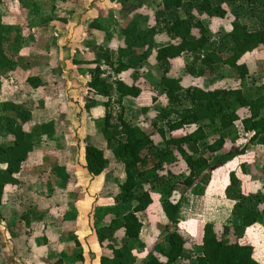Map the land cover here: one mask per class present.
<instances>
[{
    "label": "trees",
    "instance_id": "1",
    "mask_svg": "<svg viewBox=\"0 0 264 264\" xmlns=\"http://www.w3.org/2000/svg\"><path fill=\"white\" fill-rule=\"evenodd\" d=\"M125 1L129 3L125 11L130 19L121 29L115 52L102 54L120 77L114 83L102 77L98 57L72 60L73 65L92 66L84 71L88 78V103L84 106L88 116L99 103L96 98L102 100L100 123L106 149L86 145L84 168L97 177L115 160L124 174L121 182L115 181L109 203L92 216L97 243L106 252L99 264H137L130 247L142 228L137 214L146 212L156 200L163 231L159 239L147 242V254L141 264H178L179 260H194V264H264V260L253 258L251 245L241 242L247 228L264 225V194L245 191L235 171L228 173L224 195L232 203L230 215L238 217L240 223H205L198 255L197 248L178 230L181 204L188 194L202 196L213 171L238 158L239 171L247 175V149L264 148V73L260 85L245 91L248 61L264 45V0H158V8L147 18L139 11L143 9L142 0ZM235 4L250 13L255 28L249 29L235 19L231 30L214 42L213 37ZM204 21H214L219 26L208 27ZM90 27L102 30L98 24ZM10 32L11 28L0 23V88L2 71L15 66L3 50ZM159 35L168 41L156 47ZM183 55L191 59L180 64ZM145 63L154 64L160 71L159 96L155 87L142 79L140 70ZM223 68L234 71L239 82L229 87L205 88L204 80L214 78ZM40 88L38 77H28L18 90L31 94ZM112 96H116L119 105L124 98L136 100L141 106L136 122L123 115L113 120L109 111ZM152 104L158 105L155 110ZM0 111L13 114L0 116V128L12 138L10 145H0L1 208L6 187L18 184L15 175L28 157L22 126L30 116L11 103L0 104ZM146 114L153 115L152 131L144 126ZM227 141L231 146L222 152ZM219 152L222 154L215 158ZM261 173L264 176V165ZM70 183H75V179L68 171L65 187L73 193ZM121 206L130 209L122 212ZM45 234L32 231L31 235ZM54 264L62 263L58 260Z\"/></svg>",
    "mask_w": 264,
    "mask_h": 264
},
{
    "label": "crops",
    "instance_id": "2",
    "mask_svg": "<svg viewBox=\"0 0 264 264\" xmlns=\"http://www.w3.org/2000/svg\"><path fill=\"white\" fill-rule=\"evenodd\" d=\"M29 4L35 9L42 5L23 3L25 6ZM13 8L2 15V21L0 18L2 25L16 33L19 31L14 39L7 36L3 46L15 66L1 73L0 104L11 103L29 113V120L23 125L29 153L20 172L15 175L18 184L6 187L0 208V264H54L58 260L62 264H99L100 257L106 252L99 247L93 228L94 202L96 197L109 198L113 190L109 179L115 175L110 171L92 177L85 170L84 146L90 144L104 150L105 141L94 132L91 122L85 121L80 109L73 114L72 104L79 101L76 99L78 92L67 89V82L61 87L53 80L52 73L53 64L57 63L54 68L63 71L59 62L65 59L66 53L61 36L73 35L74 31L59 27L51 31L47 24H41L40 14L29 20L20 16L24 7L17 5L16 9ZM9 14L17 15L20 21L13 23ZM28 77H38L41 88L31 94L20 93L18 89ZM126 99L131 98L123 101ZM11 115L0 111V116ZM9 138L10 135L0 128V145L8 146ZM68 171L75 179L76 196L64 186ZM189 202L187 199V204ZM125 207L121 206V210ZM144 214L147 211L137 214L142 228L138 239L130 242V247L150 238L151 231L145 230L144 220L147 218ZM239 223L238 217L231 216L226 224ZM32 231H45L46 234L33 237ZM184 262L194 264V260Z\"/></svg>",
    "mask_w": 264,
    "mask_h": 264
},
{
    "label": "rangeland",
    "instance_id": "3",
    "mask_svg": "<svg viewBox=\"0 0 264 264\" xmlns=\"http://www.w3.org/2000/svg\"><path fill=\"white\" fill-rule=\"evenodd\" d=\"M142 2L143 9L139 11L143 13L145 18L150 17L149 15H152L150 13H154V11L158 8V0H142ZM0 3L1 21L2 15L7 13L11 7H15L13 9H16V6L19 5L21 8H25L24 12L21 10L22 12L20 14V16L23 18L27 17L29 20H33L32 17H36L40 14L39 16L43 21L41 24H47V27L51 28V31L58 29V27L60 29L69 28L70 30L74 31L73 35L67 32L68 34H65V36H61L66 57L62 62H59V64L61 63L63 65L62 72H58V70L54 68L58 63L53 64V80L59 83L61 87H63V85L66 86L67 82V89H74L78 92V98L76 99H79V101L77 100L75 104H72L74 105L73 114H77L78 109H80L81 113H83V117H85V121L91 122V127L95 130L94 132L98 135V137H102L100 119L103 109L99 105L102 103L101 98H96V101L99 103L93 110V114L91 116H88V113L84 107L85 104L88 103V97L86 93V82L88 78L84 71L92 66L73 65L72 60H85L89 57H98L99 64L101 66L100 68L103 73L102 77L108 79V81L111 83H114V81L120 76L113 72L112 66H109L105 62V59H102V54L104 51L112 54L115 52L120 41L121 29L130 19V15H127L125 11V8L129 3L125 0H0ZM23 3H42V5H40L38 9H35L32 8L31 4L25 6ZM9 16L12 18L11 21H13V23L20 21L17 18V15L14 16L9 14ZM235 19L239 20L249 29L255 28V22L250 13L245 8L235 4L232 6L228 17L225 19L222 25H220L219 33L213 37L214 42H218V40L223 35L231 30V23ZM204 22L208 27H213V25H216L217 27L219 26L214 21L211 23L209 21ZM92 23L96 25L98 24L102 30L91 28L90 25ZM18 33L19 31L16 33V31L11 29V32L7 36H11L14 39L15 35L17 36ZM26 33L28 34L29 32ZM77 33L79 34L76 35ZM73 39H75V42H73ZM167 41L168 40L164 35L157 36L156 47L167 44ZM190 59L191 57L189 55H183L180 60V64L185 61H189ZM153 65L145 63L142 66L140 73L142 75V79L146 83L155 87V94L156 96H159L161 94V90L158 87L160 71L156 66ZM248 67L249 75L246 78V92L252 90L255 86L262 83V76L264 73V45L260 46L254 53L253 57L248 61ZM238 82L237 74L234 71L228 68H223L219 69L217 75L214 78L205 79L203 85L205 88L229 87L237 84ZM80 102L82 106H80ZM144 104H146V102H144ZM157 106L153 105L151 107L155 110ZM140 107L141 106L136 101H133L132 98L126 99L124 101L122 100L121 104L119 105L116 96H112L109 111L114 121L119 115H123L126 120L134 123L136 122V117L139 116ZM152 114L150 116L147 114L143 115L146 120L144 126L146 127L147 131L153 130L150 127L151 121L153 119ZM11 116H13V114ZM171 118H174V116ZM236 124L240 135H242L240 123L238 122ZM81 125H83L82 122ZM80 130L81 128H79V131ZM65 131L69 132L66 130V128ZM75 132L76 134L78 133L77 130ZM9 139L10 140L7 141V145H10L12 141L11 137ZM89 141L90 139H88V142ZM4 142L6 143V141ZM61 145L62 143L60 141V146ZM230 146L231 144L227 141L222 152L227 151ZM221 154V152L216 153L214 157L218 158ZM246 155V163L248 165L247 175H243L239 171L240 158L235 159L232 162L227 163L224 167L213 171L211 180L202 196L194 197L193 195L188 194L186 197L190 200L189 204H187V199L183 200L181 204V225L178 227V230L180 233H184L186 235H184L186 240H188L191 245L197 248L195 253L196 255L199 254L198 247H200L202 243L201 237L204 223L213 222L227 225V220L231 217L230 211L232 208V203L228 202L224 197V190L228 184L229 172L235 171L238 177L242 179L245 191L248 190L252 193L259 192L264 194V176L261 173V167L264 165V148L259 146L249 147L246 151ZM110 171H112V173L116 176H112V174L110 175L112 176L111 179H109L110 184L114 185L115 181L121 182L123 180V169L121 165L114 160L110 161L107 169L102 174ZM105 176H107L106 179H108L109 175L106 174ZM101 179V181H103V178ZM106 179L105 181H107ZM74 184L75 183H70L69 186L72 190H74L72 194L76 196L78 192L75 191L76 187ZM99 184L100 182L98 185ZM64 186H66V184ZM112 187V189H114V186ZM108 199L109 198H107L106 201L96 197L94 202L95 211L105 204H108ZM157 207L158 202L156 200L154 205H152L147 210V214H144L145 219L147 218V220H144V222L146 221L145 230L148 233L149 230L151 231V235H149L150 238H147L144 240V242H135V244H133L131 247L132 251L135 253V255H137V264H141L142 260L147 254V242L151 243L153 239H159V237L162 235L163 225H161L159 222L156 212ZM128 209L129 206H126L122 209V212H126ZM95 211L93 212L95 213ZM241 242L253 247V258L256 261L262 262L264 260V225L262 223L255 224L250 228H247ZM29 244L30 243H28V245ZM28 245H26L27 248L29 247ZM184 263L185 262L183 260L178 261V264Z\"/></svg>",
    "mask_w": 264,
    "mask_h": 264
}]
</instances>
